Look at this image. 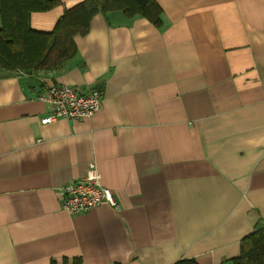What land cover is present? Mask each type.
<instances>
[{"label":"crops","instance_id":"crops-1","mask_svg":"<svg viewBox=\"0 0 264 264\" xmlns=\"http://www.w3.org/2000/svg\"><path fill=\"white\" fill-rule=\"evenodd\" d=\"M154 2L157 24L95 12L59 68L0 69V264H228L264 222V0ZM52 84L102 105L43 124ZM92 161L119 208L70 214L59 188Z\"/></svg>","mask_w":264,"mask_h":264},{"label":"trees","instance_id":"trees-1","mask_svg":"<svg viewBox=\"0 0 264 264\" xmlns=\"http://www.w3.org/2000/svg\"><path fill=\"white\" fill-rule=\"evenodd\" d=\"M127 1H80L65 9L51 31L42 32L30 27V12L51 9L60 0H0V69L28 72L59 68L74 53L73 35L86 30L88 19L95 12L118 8L126 12ZM132 2L138 12L158 23L159 9L154 0ZM173 264L198 263L194 259H180ZM228 264H264V222L257 223L243 237L240 254L229 259Z\"/></svg>","mask_w":264,"mask_h":264},{"label":"built area","instance_id":"built-area-1","mask_svg":"<svg viewBox=\"0 0 264 264\" xmlns=\"http://www.w3.org/2000/svg\"><path fill=\"white\" fill-rule=\"evenodd\" d=\"M40 99L46 103L49 111L41 120L46 124L61 117L69 120L90 118L102 105V92L95 87L85 89L52 84ZM59 200L61 208L70 214L84 213L104 204L119 208L112 190L100 182L94 161L89 163L81 178L59 188Z\"/></svg>","mask_w":264,"mask_h":264}]
</instances>
